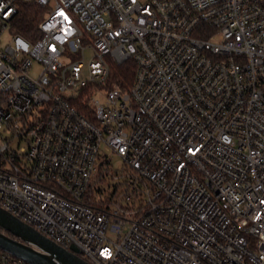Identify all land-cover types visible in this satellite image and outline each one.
Segmentation results:
<instances>
[{
  "label": "built area",
  "instance_id": "obj_1",
  "mask_svg": "<svg viewBox=\"0 0 264 264\" xmlns=\"http://www.w3.org/2000/svg\"><path fill=\"white\" fill-rule=\"evenodd\" d=\"M18 1L0 0V208L89 264H264V0H24L41 37L2 47ZM130 60L129 91L108 86ZM103 145L124 163L108 198Z\"/></svg>",
  "mask_w": 264,
  "mask_h": 264
},
{
  "label": "water",
  "instance_id": "obj_2",
  "mask_svg": "<svg viewBox=\"0 0 264 264\" xmlns=\"http://www.w3.org/2000/svg\"><path fill=\"white\" fill-rule=\"evenodd\" d=\"M0 249L29 264H89L75 246L68 251L0 208Z\"/></svg>",
  "mask_w": 264,
  "mask_h": 264
},
{
  "label": "trees",
  "instance_id": "obj_3",
  "mask_svg": "<svg viewBox=\"0 0 264 264\" xmlns=\"http://www.w3.org/2000/svg\"><path fill=\"white\" fill-rule=\"evenodd\" d=\"M47 10L34 2L20 0L17 2V14L11 22L12 31L28 41H35L41 37L39 26L45 18ZM136 65L133 60L123 65H111V75L108 86L119 85L123 91H129L133 84ZM106 180V174H104ZM93 192V189L92 191Z\"/></svg>",
  "mask_w": 264,
  "mask_h": 264
},
{
  "label": "rangeland",
  "instance_id": "obj_4",
  "mask_svg": "<svg viewBox=\"0 0 264 264\" xmlns=\"http://www.w3.org/2000/svg\"><path fill=\"white\" fill-rule=\"evenodd\" d=\"M55 6V3H51V7L53 8ZM16 33L12 31V27H10L4 34L2 39V47H5L6 45L11 44L14 36ZM17 35V34H16ZM38 40V39H37ZM36 41V40H35ZM79 54H72L71 59L74 61L81 58ZM85 62L89 63V61L93 57V52L91 50L86 51L85 55ZM41 71V66L37 62H34L33 67L31 68V75L34 77H37ZM93 97L97 100H100L101 103H104L106 98L103 96V94L99 92H95L93 94ZM18 141H15L13 143V147H17ZM26 143L21 142V146H25ZM107 159V162L105 165H103L101 162ZM99 173H105L106 174V180L104 182H96L97 187V196L102 195L103 198H108L112 196L115 190V186L119 185L118 181L115 178H112V175L116 174L118 172V168L122 166L123 160L119 158L115 153L112 151H106V147L103 145L101 148V156L99 158ZM98 173V174H99ZM97 181V180H96Z\"/></svg>",
  "mask_w": 264,
  "mask_h": 264
},
{
  "label": "snow or ice",
  "instance_id": "obj_5",
  "mask_svg": "<svg viewBox=\"0 0 264 264\" xmlns=\"http://www.w3.org/2000/svg\"><path fill=\"white\" fill-rule=\"evenodd\" d=\"M105 252H107V250H105Z\"/></svg>",
  "mask_w": 264,
  "mask_h": 264
}]
</instances>
